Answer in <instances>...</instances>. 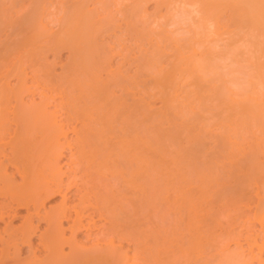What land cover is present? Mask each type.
Wrapping results in <instances>:
<instances>
[{"label": "bare ground", "instance_id": "6f19581e", "mask_svg": "<svg viewBox=\"0 0 264 264\" xmlns=\"http://www.w3.org/2000/svg\"><path fill=\"white\" fill-rule=\"evenodd\" d=\"M151 1L154 9L147 13L145 5ZM22 2L0 0V28L11 22L20 36L8 44L0 42V220H4L0 264H135L129 262L130 253L122 251L121 243L115 246V240L124 239L134 243L132 256L139 264H181L180 255L186 264H206L196 259L191 262L196 246L201 248L192 231L210 236V231L224 225L219 213L205 212L206 208L203 212L207 217L200 218V199L210 195L208 205L212 209L218 200L215 197L227 188L219 189L217 195V190L210 192L215 184L225 181L223 173L231 177L230 200L237 209L248 202L252 186L257 204L251 216L264 234V0H31L27 15ZM100 6L108 8H102L105 16L100 17ZM50 7L61 15L54 32L49 31L48 17L44 18ZM14 9L23 14L10 21ZM118 13L126 23L125 32L115 18ZM173 20L188 21L183 23L187 29L183 36L171 34L168 25ZM181 24H177L179 28L173 25L172 31L183 30ZM109 35L112 43L117 41L116 49L103 42ZM125 35L135 49L129 45L128 51ZM61 49L68 50L69 62L64 70L61 68L62 73L54 74L53 66L39 60L47 58L45 52ZM14 52L20 53L16 61L12 59ZM26 53H30L35 72L42 74H36L34 83H28L24 71ZM119 53L122 60L112 64ZM129 59L136 68L125 75L122 71L131 68ZM225 60L235 63L232 65L241 68L238 70L246 77L242 88L236 84L242 90L239 93L230 90L224 77L237 68L231 69L228 63L230 67L222 75L224 63L220 62ZM124 62L130 65L121 70ZM11 73L18 77L13 86L6 79ZM42 76L47 77V83ZM39 78L45 81L43 86ZM34 91H39L43 102L25 103L23 97ZM155 97L161 102L158 107L153 105ZM11 122L15 124L12 129ZM68 131L75 137L68 138ZM66 148L70 162L77 166L68 171L60 165ZM77 179L83 191H77V200L71 204L68 191ZM193 191L194 196L199 195L197 199L192 197ZM55 195H60L61 202L46 209L45 201ZM23 207V220L12 224L19 216L16 210ZM151 208L159 211L156 218L163 225H152L156 229L148 231L146 223L151 226L150 221L144 220L153 216L144 218L152 215L144 211ZM171 212L177 215L176 226L169 224L171 219L167 222ZM7 216H11L9 222H5ZM95 216L108 221L103 232L98 227V238L102 235L108 239L103 243L97 239L88 249L79 245L75 236L81 230L89 236L97 225ZM41 221L46 228L39 232ZM230 225H225L226 230ZM170 226L181 231L193 228L191 233H182L191 234L188 244L194 239L199 244L193 242L190 245L196 246L187 249L182 239L173 237L178 241L176 251L184 248L186 254L173 252L175 258L171 257L170 250L164 249L170 243ZM230 234L235 235L232 241L236 232ZM23 245L28 251L22 257ZM64 245L69 246L68 252L63 251ZM229 253L225 263L242 264L240 254Z\"/></svg>", "mask_w": 264, "mask_h": 264}, {"label": "rangeland", "instance_id": "374dc122", "mask_svg": "<svg viewBox=\"0 0 264 264\" xmlns=\"http://www.w3.org/2000/svg\"><path fill=\"white\" fill-rule=\"evenodd\" d=\"M23 2H22V4H23V6L28 10L27 11V13H25V15H27L28 13H29V8H28V4L30 5L31 3V0H22ZM30 1V2H29ZM56 1V0H55ZM9 3V2H8ZM154 5H155V3L154 2H149V3H147L146 5H145V10H146V12L147 13H151V12H153V9H154ZM90 6H92V5H90ZM23 7V8H24ZM101 7V6H100ZM99 7V8H100ZM112 7V6H111ZM103 7H101V9H99V12H100V17L101 16H105L106 15V11H107V9L108 8H103V9H105L106 11H104L103 9H102ZM31 9H33V7H32V5H31ZM53 9H54V7H50V9L48 10V11H50V12H48V13H46V15H44V18H47L45 21H47V24H49L48 25V27H49V31H52V32H54V31H56L57 29V25H59V23H58V20H60L59 18H60V14H58L59 12H57L56 13V11H53ZM55 10V9H54ZM102 10V11H101ZM164 9H162L161 10V13H164V12H162ZM22 11V10H21ZM31 11V10H30ZM54 12H55V14H54ZM105 12V14H103ZM53 13V14H52ZM20 14H23L22 12L20 13V11H17V10H11L10 11V19H8V20H10V21H13V20H17V16L19 17V15ZM49 15V16H48ZM59 16V17H58ZM52 17H54V18H52ZM57 17V18H56ZM117 17V18H116ZM119 17V18H118ZM115 18H116V20L118 19V23L120 24V22H121V30H125V28H126V23H124V21L122 22V19H121V16L119 15V13L117 14V15H115ZM53 21H55V22H53ZM49 22V23H48ZM175 22H177V21H175ZM174 22V20H173V22L171 23V24H169L168 26L170 27V25H171V28L169 29L170 30V32H171V34L173 35L174 34V36L177 34H179V35H181L182 34V32L185 34L186 32V30L187 29H185V27H183V26H185L186 24L184 23V22H188V21H182L181 23H180V21H178L176 24H173V23H175ZM53 23V24H52ZM185 25H184V24ZM55 24V25H54ZM176 25V26H173V25ZM177 24H181L182 25V27H183V30H179L178 31V29H176V30H174V32L172 31V28L173 27H176V28H179V25H177ZM180 25V26H181ZM167 26V28H169ZM5 27V28H4ZM13 27H12V23L11 22H7V25L6 26H4L3 25V27H1L0 28V42H1V44H2V42H7V44L8 43H10L11 41H13V40H15V36H17L18 34H17V30H16V27L14 28V29H12ZM186 28H188V27H186ZM56 29V30H55ZM175 29V28H174ZM180 29H182V28H180ZM16 32V33H14V32ZM125 32V31H124ZM177 32V33H176ZM13 33V34H12ZM118 33V32H117ZM176 33V34H175ZM9 34H11V35H9ZM15 34V35H14ZM183 34V35H184ZM176 35V36H177ZM183 35H181V36H183ZM19 36V35H18ZM17 36V37H18ZM110 36V35H109ZM105 37V39H104V41L103 42H105V44L106 45H110V46H112L113 45V48L114 49H116L117 48V44H116V40H113L114 42V44L112 43V36H110V37ZM126 36L127 35H125L124 37H125V39H126ZM186 36V35H185ZM184 36V37H185ZM224 36V37H223ZM222 36V39H223V41H225V35H223ZM20 37V36H19ZM128 38L126 39V41H124L123 40V43H125L126 42V47L127 46H129L130 45V47H133L134 46V44H133V42H132V40H129V36H127ZM178 37H180V36H178ZM4 38V39H3ZM6 38H7V41H6ZM13 40H12V39ZM111 38V39H110ZM175 38H177V37H175ZM182 38V37H181ZM2 40V41H1ZM111 41V42H110ZM223 41H221L220 40V46H222V43L221 42H223ZM108 42V43H107ZM132 42V43H131ZM130 43V44H129ZM112 44V45H111ZM117 45V46H116ZM115 46V47H114ZM123 47L124 48V52H123V49H122V52L123 53H127V49H128V51L130 50L129 48L130 47H127V49H126V47ZM24 49H26L27 50V48H24ZM23 48H21V50H24ZM134 49H135V46H134ZM20 50V51H21ZM12 51V50H11ZM60 51V50H59ZM48 53H44L43 55H45V56H47V58L45 57V59L43 58V60L41 59V60H39V61H43L44 63H46V64H50V67H54V69H52V71L54 72V74H56V73H62V71L66 68L65 66L68 64V62H69V59H68V61H67V58H69V52H68V50L66 51L65 49H61V51L60 52H58V50L57 51H54V52H52V50H49V51H47ZM121 52V53H122ZM135 52V51H134ZM16 53V54H15ZM56 53L58 54V56H56ZM60 53V54H59ZM122 53V56L124 55ZM17 54H18V56H19V52H14V57L15 58H12L13 60L14 59H16V56H17ZM120 54V53H119ZM135 53H132V55H134ZM25 55V54H24ZM23 55V57H24V59H25V61L26 62H23L24 64V71L26 70V75H27V80H28V83H34V82H36V74H38L39 72H40V74H41V71H36L35 72V69H34V65H32L33 63V60H30L31 58H30V53H26V58H25V56ZM27 56H29L28 57V59H27ZM121 56V54L120 55H114V57H113V59H112V64H115V65H117L118 64V62H120L122 59L120 58V57H122ZM12 57V56H11ZM10 57V58H11ZM123 58V57H122ZM23 59V60H24ZM47 59V60H46ZM55 61H54V60ZM119 59V60H118ZM18 60V59H17ZM22 60V61H23ZM49 60V61H48ZM115 60V61H114ZM117 60V61H116ZM14 61H16V60H14ZM51 61V62H50ZM131 61L132 60H130L129 59V63L131 64ZM228 61V62H227ZM54 62V63H53ZM56 62V63H55ZM116 62V63H115ZM128 62V61H127ZM127 62H124V64L122 65L123 67L121 68V70L123 69V70H125V68H128L129 66H128V64L129 63H127ZM229 62H231V61H229V60H225V61H223V62H220V63H224L223 64V66L221 67L222 69V75H225L224 73H227V71H228V69H229V64L231 65V69L232 68H237V70H235L232 74H230V73H228L227 75H225L224 77H227L226 79H227V86L229 85L230 86V88H232V89H230V90H233V91H235L234 93H237L238 91H239V89L238 88H242L243 87V85L245 84L244 82H245V79H246V77H245V75L243 74V72H240V71H242V70H240L241 68H238L237 67V65H232V64H235V63H229ZM26 63V64H25ZM62 63H64V64H62ZM229 63V64H228ZM12 64V63H11ZM48 64V65H49ZM55 64V65H54ZM62 64V65H61ZM66 64V65H65ZM129 64V65H130ZM133 64V63H132ZM132 64L130 65V67L131 68H128V70L124 73V71H122L123 72V74H127L128 72H129V74H132L133 72H134V70H135V66H134V64H133V66H132ZM30 65V66H29ZM61 65V66H60ZM64 65V66H63ZM114 65V66H115ZM229 66V67H228ZM232 66H234V67H232ZM65 67V68H64ZM63 70H62V69ZM230 69V70H231ZM240 71H239V70ZM223 70H224V72H223ZM229 70V71H230ZM14 72L16 71V70H13ZM239 73L240 75H236L235 73ZM17 73V72H16ZM16 73H14V74H10V76L8 75V78H6L7 79V82H8V84L9 85H11V86H13V85H15L16 83H17V81H18V77H17V75H16ZM237 73V74H238ZM233 74H235V75H233ZM242 74V75H241ZM42 75V74H41ZM231 75V77H228V76H230ZM232 75H233V77H232ZM244 75V76H243ZM38 76H40L39 74H38ZM44 76V75H43ZM42 76V78L43 79H45V78H47V77H43ZM31 77V78H30ZM33 77V78H32ZM42 78H41V80H42ZM228 78L229 79H231V78H233V79H235L234 81H233V79H231L230 80V83H229V81H228ZM245 78V79H244ZM225 79V78H224ZM3 80V79H2ZM40 80V78H39V82H40V86L43 84V82H45V83H47V81L48 80H46L45 79V81H41ZM236 80H237V82H236ZM234 83H233V82ZM242 81V82H241ZM41 82H42V84H41ZM11 83V84H10ZM49 83V82H48ZM231 84V85H230ZM236 84H238V85H236ZM240 84H242V86L240 85ZM48 85V87H49V84H45L44 86H47ZM43 86V85H42ZM228 86V87H229ZM232 86V87H231ZM235 88V89H234ZM41 89V88H40ZM45 90H47V89H45ZM242 90H240L239 92H241ZM48 92H50L49 90H47V93ZM120 92V90L119 89H116L115 90V94H118ZM238 92V93H239ZM46 93V94H47ZM49 94V93H48ZM47 94V95H48ZM40 95V93H39V91L37 92V91H34V93H28V94H26V96L25 97H23V100H24V102L25 103H33V102H35V103H38V102H41L42 100V97H41V95ZM41 98V99H40ZM156 99V100H155ZM41 100V101H40ZM50 100V99H49ZM48 100V101H49ZM13 100H12V104H13ZM43 102V101H42ZM50 102V101H49ZM48 102V103H49ZM51 104H53L52 102H50ZM51 104H47V106H48V109L49 110H52L53 109V105L51 106ZM160 104H161V102H160V100L157 98V97H155L154 99H153V105L155 106V107H158V106H160ZM10 106H11V104H10ZM59 117L61 118V116L60 115H58L57 116V118L59 119ZM11 126V129L13 128V127H15V124L13 123V122H11V124H10ZM67 137L68 138H74L75 136H74V134L72 133V132H69L68 131V133H67ZM210 144L212 145L213 143L212 142H210ZM6 147H8L7 148V150L9 149V146H6ZM66 152V153H65ZM67 152H70V150L68 149V151H67V148H66V150H64V156H62V157H65V158H61L62 160L60 161L61 163H60V165L62 164V168H63V170H65V171H68V170H70V169H75V168H77V166H75V164L76 163H74V162H70V154L69 153H67ZM68 154V157H66V155ZM239 156V155H238ZM237 157V156H236ZM65 162V163H64ZM215 169V168H214ZM77 174H79V172L77 173ZM81 174H79V176H80ZM220 177L222 176V173L220 172V175H219ZM223 176H225V174L223 173ZM221 177V178H223L222 179V181L223 180H225V181H223V182H220L219 183V185H217V184H215L216 186H218V187H216L215 185L212 187L213 189H210L211 191V194H212V190H213V192H216V190H217V192H216V195L218 194V192L219 193H221L220 191H219V189H225L226 187V189H225V191L229 188V186L231 185V177H230V179L228 178V176L226 177ZM20 177V175H18V174H16V176H15V178H16V180L17 181H20L21 180V177ZM215 178H216V175H215ZM229 180H228V179ZM220 179V178H219ZM79 181V179H77V183L75 184V185H77L76 187H73V186H75V185H73L71 188H70V190L68 191V193H69V202L72 204V203H74L76 200H77V196H78V193H77V191L79 190L80 192H82L83 190V184ZM227 182V183H226ZM222 183V184H221ZM225 185H224V184ZM229 183V184H228ZM67 184V183H66ZM65 184V185H66ZM82 185V186H81ZM223 185V186H222ZM228 185V186H227ZM226 186V187H225ZM189 187V186H188ZM187 187V188H188ZM252 187V186H251ZM250 187V188H251ZM254 187V186H253ZM186 187H184V189H185ZM186 188V190H188ZM218 188V189H217ZM248 189V193H249V199H248V202H244L242 205H241V208H238L237 209V207H235L234 205H233V203H231L232 201L230 200L231 199V188H230V190L228 189V194L225 192V191H223V190H221V191H223V192H225L224 194H223V192H222V195L221 194H218V196H214L215 197V200H217V202L216 201H214V205L212 206L213 208L212 209H209V205H208V201H210L209 199H210V192H209V196L207 197V196H205V197H203V198H206V199H208V200H206V199H203L202 197V199H200L201 201H202V203H201V201H200V206H201V210H202V212L201 213H203V214H201V216H200V218L203 216V217H207V214L208 213H205V212H208L209 211V213L211 212V213H213V211L214 212H216V213H219L218 215H219V220L221 221V223H223L224 225H222V226H219V227H216V229H215V231H210V236H209V233L207 234H205L204 232H203V234H200V235H198L197 233L198 232H196L195 230H193V231H195L196 233H194L191 229H193V228H191L190 230H187V229H185V231L187 230V231H190V233H191V231H192V237L193 238H195V237H197L196 239L197 240H200L201 241V243H200V245H199V247H201V248H197L198 246H196V250H195V253H193L194 254V259L191 261V262H195L196 260H201L202 262H205L206 264H228L227 262H228V258L226 259V257H227V255L228 254H230L229 252L230 251H234V252H237L238 254H240L239 256L241 257V261H243V262H241L242 264L244 263V264H264V262H262V261H264V249H262V248H259L258 246H260L261 245V243H264V234H261L262 233V231L260 230L261 228V226H260V224H259V222L258 221H255V219L253 218V216H251L252 214L254 215V213L253 212H255V209H256V202H257V197L256 196H254L255 194L253 193L254 191L252 190V191H250L251 189ZM190 189V188H189ZM254 189V188H253ZM192 190H194V189H192ZM255 190V189H254ZM78 191V192H79ZM230 191V192H229ZM75 192V193H74ZM194 192L195 191H193V198L195 199V197L197 196H199V195H196V196H194ZM73 194V195H72ZM231 196V197H230ZM197 197H196V199H197ZM191 197L189 196L187 199H190ZM212 198V197H211ZM60 195H55V196H52L51 198H49V199H47L46 201H45V203H44V207H46V209H48L49 207H55V206H57L58 204H59V202H61L60 201ZM229 199V200H228ZM204 200V201H203ZM250 200V201H249ZM207 201V202H206ZM230 201V202H229ZM206 202V203H205ZM215 202H216V204H215ZM231 203V204H230ZM249 203V204H248ZM233 205V206H232ZM226 207V208H225ZM205 208L206 209H208L207 211H205ZM233 208V209H232ZM234 208H236V209H234ZM204 209V210H203ZM155 210L157 211V209H154V212H155ZM25 211H26V209L23 207V208H18L17 210H16V212L18 213V215L19 216H17V218H15L14 220H12V224H14V225H18V224H20L21 222V220H23V218H21V216L23 215V214H25ZM203 211H205V212H203ZM222 211H225V213L223 212L222 213ZM241 211V212H240ZM145 213H148V214H152L151 216H146V214L145 215H143V216H146V217H144V218H148V217H151L152 218V216H153V218H152V220L150 219V220H144V221H150V224H151V226L149 225V222H148V224L146 223V222H144V224L146 223V229L148 230V231H152V230H155L156 228L154 227V226H156V227H160V225L163 223V222H160L159 223V221L160 220H157V216H159V211L158 212H153V209L151 208V209H149V211H144ZM153 212V213H152ZM241 214H240V213ZM244 212V213H243ZM157 213V214H156ZM159 213V214H158ZM172 214H169L168 216H167V222L168 221H170L169 219H171V223H169L170 225L171 224H173L174 226H176V223H178V221H177V215L175 214L174 215V212H171ZM251 213V214H250ZM72 214V217H73V213H71ZM155 214V215H154ZM229 214V215H228ZM242 214H244V215H242ZM250 214V215H249ZM21 215V216H20ZM199 215V214H198ZM239 215H241L240 217H239ZM249 215V216H248ZM155 216V217H154ZM174 216V217H173ZM176 216V217H175ZM23 217V216H22ZM157 217V218H156ZM172 217H173V219H172ZM202 217V218H203ZM239 217V218H238ZM244 217V218H243ZM248 217V218H247ZM11 218V216H7V217H5V222H9L10 219ZM95 218H96V223H97V225H95V229H94V226L92 227V230L90 231L91 232V234L88 236V235H86V232H83L84 230H81V231H79L78 233H77V235L75 236V240L79 243V245H85V246H87L88 247V249H89V247L90 246H93V244L96 242V241H98L99 239H100V242L102 241V240H104V241H102L101 243H103V242H105V241H107V239L108 238H106V237H104V238H102V235L100 236L101 238H98L99 237V235H100V232L102 231H104V229H103V227H107V226H109V224H108V221H105L104 222V220H103V218H98L97 219V216H95ZM175 218V219H174ZM197 218H199V216H197ZM200 218H199V220H200ZM237 218V219H236ZM251 218V219H250ZM156 219V220H155ZM235 219V220H234ZM250 221H248V220ZM227 220V221H226ZM234 221V223H233V221ZM248 223V224H244V222L245 221ZM99 221V222H98ZM151 221H154V222H152L151 223ZM157 221V222H156ZM175 221V222H174ZM231 221H232V223H231ZM103 222V225L101 224ZM167 223V224H168ZM257 223H258V225H257ZM65 226H67L68 224H67V222H64L63 223ZM106 224V225H105ZM203 224V226H205L206 227V224H205V222H203L202 223ZM233 226L232 228L234 229V231L236 232V237L231 241V239H232V237H234L235 235H231L230 233H232V232H234V231H232V232H230L231 231V225ZM99 225V226H98ZM148 225H149V228H148ZM152 225H154L153 227L155 228V229H152L153 227H152ZM163 225V224H162ZM172 225V226H173ZM227 225H230V229H228V230H226L227 229V227L226 226ZM246 225H248V227H252L251 229H249V228H246L247 226ZM3 226H4V220L2 221V220H0V229L1 228H3ZM217 226V225H216ZM100 228V230H99V228ZM151 227V228H150ZM171 227V226H170ZM226 227V228H225ZM229 227V226H228ZM44 228H46V223L43 221H41V223H40V228H39V232H41V231H43V229ZM168 228H169V226H168ZM245 228V229H244ZM152 229V230H151ZM174 229H176L175 227H174ZM207 229V228H206ZM205 229V230H206ZM250 231H249V230ZM204 230V231H205ZM230 230V231H229ZM248 230V231H247ZM37 231V232H38ZM67 232L65 233V235L67 236V237H69V234H70V231L69 230H66ZM69 231V232H68ZM100 231V232H99ZM168 231V233H169V235L170 234H172L173 235V233L175 234V235H170V240H169V244H170V246H169V244H168V247L166 248H164V249H166V252H168L169 250L170 251H172L171 253H170V251L168 252V254H170L171 255V257L172 256H174V255H180V254H182V255H184V248H181V251L183 250V252H181V251H176L177 249H176V247H177V245H178V243H176L175 241H177V240H175L173 237H179V240H181V242H183V244L181 243V242H179V244L181 243L182 245H184V243H185V245L183 246V247H187V249L189 248H191L192 246L193 247H195L193 244L192 245H190L191 243H193L194 241L192 240V242H190V244H188L189 243V241H191V239L189 240V237L191 236V234H186V233H182V232H185V231H181V230H173V228L171 227V229H168L167 230ZM229 231V232H228ZM252 231V232H251ZM98 232V233H97ZM206 232V231H205ZM207 232H209V231H207ZM228 232V233H227ZM181 233H182V235L183 236H179V235H181ZM188 233V232H187ZM214 233V234H213ZM220 233V234H219ZM237 233H239V234H237ZM248 233H252L251 234V236H253V238L252 237H250L249 238V234ZM177 234H179L178 236H176ZM194 234H197V235H195L194 236ZM226 234H228V235H226ZM255 236H254V235ZM38 235V234H37ZM249 235V236H248ZM36 236V235H35ZM33 237V241H34V243H36L38 240H37V238L39 239V237L38 236H36V237ZM220 236V237H219ZM245 236L247 237V238H245ZM262 236V237H261ZM198 237H201V238H199L198 239ZM227 237V238H226ZM191 238V237H190ZM213 239V240H211V241H209V239ZM231 238V239H230ZM252 238V239H251ZM255 238V240H253ZM98 239V240H97ZM102 239V240H101ZM172 239H174L173 241H171ZM176 239H178V238H176ZM196 239H194L195 240V242L194 243H197V244H199L198 242H200V241H198V242H196L197 240ZM202 239V240H201ZM230 241H229V240ZM37 240V241H36ZM96 240V241H95ZM205 240H206V242H205ZM215 240V241H214ZM249 240V241H248ZM251 240H253V242L251 241ZM80 241V242H79ZM119 241V242H118ZM124 241V242H123ZM236 241V242H235ZM257 241L259 242V243H257ZM260 241H261V243H260ZM76 242V243H77ZM117 242V243H116ZM178 242V241H177ZM254 242H256V245H252V246H250V244H253ZM114 243H116V245L115 246H118V247H120V245H121V249H122V251L124 252V251H126V253H128V255H129V253H130V255L129 256H131V258L129 259V262H136V263H138L139 264V262H138V260L137 261H134V259L136 258H134V256H132V253L134 252V249L133 248H135V246H134V243H132V241H129L128 239H124V240H115V242ZM118 243L120 244V245H118ZM132 243V244H131ZM175 243L177 244L176 245V247H175ZM212 243V244H211ZM247 244H249V245H247ZM166 245V244H165ZM191 247H190V246ZM207 245V246H206ZM258 245V246H257ZM0 246H1V244H0ZM224 246V247H223ZM255 246H257V247H255ZM145 247V246H144ZM143 247V248H144ZM163 247V246H162ZM162 247H160L159 246V248H160V250H161V248ZM212 247V248H211ZM218 247V248H217ZM221 247V248H220ZM239 247V249H237ZM250 247H252V248H250ZM260 247H264V246H260ZM22 248H23V252H22V254H21V256L23 257V256H25L26 254H27V251H28V247H27V245H23L22 246ZM258 248V249H257ZM26 249V250H25ZM163 249V248H162ZM163 249V250H164ZM167 249H169L168 251H167ZM195 249V248H194ZM236 249V250H235ZM252 249V250H251ZM261 249V250H260ZM13 250L14 249H10V251H9V254H10V257H12L13 255H14V252H13ZM68 250H69V246L68 245H64V247H63V251H65V252H68ZM128 250V251H127ZM186 250V249H185ZM260 250V251H259ZM165 251V250H164ZM187 251V250H186ZM189 251V250H188ZM197 251V252H196ZM239 251V252H238ZM255 251V252H254ZM26 252V253H25ZM163 252V251H162ZM173 252H175V253H173ZM177 252V253H176ZM181 252V253H180ZM191 252V251H190ZM190 252L189 253H187V254H190ZM193 252H194V250H193ZM254 252V253H253ZM0 253H1V249H0ZM174 255H173V254ZM242 253V254H241ZM252 253L254 254V255H252ZM134 254V253H133ZM186 254V253H185ZM192 254V255H193ZM191 255V254H190ZM192 255L190 256V257H192ZM222 255V256H221ZM0 256H1V254H0ZM176 256V257H177ZM253 256V257H252ZM244 259H243V258ZM247 257V258H246ZM134 258V259H133ZM174 258H175V256H174ZM189 258V257H188ZM181 261H179V260ZM178 261H179V263H181V264H184V261H185V264H186V259L184 260L183 259V257L181 258V255H180V258L178 257ZM182 259V260H181ZM196 259V260H195ZM211 259V260H210ZM212 259H213V261L214 260H216V261H214V262H212ZM222 259H223V261H222ZM225 259H226V263H225ZM259 259V260H258ZM262 261H261V260ZM136 260V259H135ZM207 261H208V263H207ZM259 261V262H258ZM215 262H217V263H215ZM262 262V263H261ZM135 263V264H136ZM133 264V263H132Z\"/></svg>", "mask_w": 264, "mask_h": 264}]
</instances>
